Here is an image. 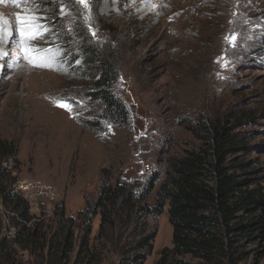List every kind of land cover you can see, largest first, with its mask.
I'll use <instances>...</instances> for the list:
<instances>
[{
    "label": "rangeland",
    "instance_id": "374dc122",
    "mask_svg": "<svg viewBox=\"0 0 264 264\" xmlns=\"http://www.w3.org/2000/svg\"><path fill=\"white\" fill-rule=\"evenodd\" d=\"M25 17L36 18L35 34L19 22ZM0 29V139L15 146L0 168L15 183L32 178L58 192L53 202L29 204L33 223L55 227L62 207L79 241L101 184L110 175L146 179L165 157L198 147L188 126L202 117L236 123L249 141L240 157L255 168L250 181L264 187V0H0ZM84 38L117 66L124 124L109 120L94 95L100 63L79 71ZM61 98L71 111L57 106ZM0 219V239L13 238V213L2 200ZM91 222L94 264H121L127 233L119 225L113 238H99L100 215ZM151 227L157 234L153 249L142 251L144 264L172 247L167 210ZM261 249L247 246L246 263L264 264ZM17 251L22 264H44L38 246Z\"/></svg>",
    "mask_w": 264,
    "mask_h": 264
},
{
    "label": "trees",
    "instance_id": "16d2710c",
    "mask_svg": "<svg viewBox=\"0 0 264 264\" xmlns=\"http://www.w3.org/2000/svg\"><path fill=\"white\" fill-rule=\"evenodd\" d=\"M81 49L79 71L87 74L100 63L101 72L92 78L94 95L104 103L109 120L124 124L128 109L114 92L117 66L110 57L100 55L87 38ZM233 122L202 117L197 125L188 126L200 145L165 157V167L146 179L118 177L111 181L110 175L83 222L85 232L79 241L74 217L66 215L62 207L55 227L33 223L28 201L15 191L16 178L0 168V200L13 213L16 228L13 238L4 235L0 239V264H22L17 247L26 251L37 246L44 264H94L98 252L90 241L91 221L98 215L99 238L103 234L107 240L113 238L119 225L127 233L121 264H144L146 253L142 251L153 249L157 234L151 230V222L166 210L172 247L161 251L157 264H247L251 253L245 248L251 244L261 246L259 260L263 259L264 187L250 181L255 168L247 165L246 157H240L249 141L234 131ZM14 153L13 143L0 139V159ZM2 226L0 219V235Z\"/></svg>",
    "mask_w": 264,
    "mask_h": 264
},
{
    "label": "built area",
    "instance_id": "2783aa9c",
    "mask_svg": "<svg viewBox=\"0 0 264 264\" xmlns=\"http://www.w3.org/2000/svg\"><path fill=\"white\" fill-rule=\"evenodd\" d=\"M15 191L20 192L22 196L31 205L40 207L45 202H53L58 197V192L52 184L41 180L25 179L18 180L15 184Z\"/></svg>",
    "mask_w": 264,
    "mask_h": 264
},
{
    "label": "snow or ice",
    "instance_id": "6c2138e0",
    "mask_svg": "<svg viewBox=\"0 0 264 264\" xmlns=\"http://www.w3.org/2000/svg\"><path fill=\"white\" fill-rule=\"evenodd\" d=\"M80 2L86 5V0H80ZM35 19H36L35 17H32V18L25 17L22 20L18 18L19 22L26 26L25 30L28 32H32L33 34H35L39 30V27H40L39 25L34 24ZM231 39L234 41L235 37H232ZM37 66H40V65H37ZM55 103L57 104L58 107H63L71 111L72 105L71 103H69L68 99L61 98L59 100H56Z\"/></svg>",
    "mask_w": 264,
    "mask_h": 264
},
{
    "label": "bare ground",
    "instance_id": "6f19581e",
    "mask_svg": "<svg viewBox=\"0 0 264 264\" xmlns=\"http://www.w3.org/2000/svg\"><path fill=\"white\" fill-rule=\"evenodd\" d=\"M17 12H18V13H24V12H26V11H24V10H18ZM1 24H2V23H1ZM1 28H2V30H1V29H0V30L5 34V32L7 31L8 27H5V28L1 27ZM4 34H3V35H4ZM2 37H3V36H2ZM2 37L0 36V42H1Z\"/></svg>",
    "mask_w": 264,
    "mask_h": 264
}]
</instances>
